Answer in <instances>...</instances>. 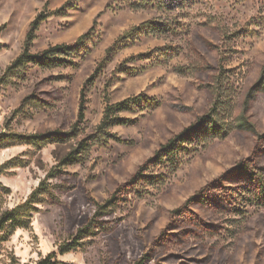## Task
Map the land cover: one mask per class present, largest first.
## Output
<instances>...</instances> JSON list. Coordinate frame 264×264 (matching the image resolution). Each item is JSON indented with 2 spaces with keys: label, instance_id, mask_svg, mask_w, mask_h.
I'll use <instances>...</instances> for the list:
<instances>
[{
  "label": "rangeland",
  "instance_id": "obj_1",
  "mask_svg": "<svg viewBox=\"0 0 264 264\" xmlns=\"http://www.w3.org/2000/svg\"><path fill=\"white\" fill-rule=\"evenodd\" d=\"M40 15L31 54L96 27L58 67L9 73ZM84 92L86 119L70 141L10 138L73 132ZM124 101L111 117L123 124L100 133L107 106ZM0 136V217L48 186L29 229L0 233V264H38L85 228L93 237L59 261L264 264V0H0ZM86 138L89 152L63 165ZM202 189L216 201L172 223Z\"/></svg>",
  "mask_w": 264,
  "mask_h": 264
},
{
  "label": "trees",
  "instance_id": "obj_2",
  "mask_svg": "<svg viewBox=\"0 0 264 264\" xmlns=\"http://www.w3.org/2000/svg\"><path fill=\"white\" fill-rule=\"evenodd\" d=\"M43 20V15H40L37 17V19L32 23L31 30L28 33L27 40L24 45V50L21 53V55L13 62V64L7 69L9 73H12L13 71L20 70L24 67H26L29 64L39 66L41 68H53L58 67L61 63H63L65 60L63 57L69 56L70 53L74 51H80L82 50L83 42L85 40L90 39V36L95 30V27H92L91 30L82 36L73 46L68 45H60L56 47H52L45 52H42L40 54H31V47L32 43L34 41V32L37 31L40 27V23ZM113 48L109 50L111 52ZM136 100H134L135 102ZM130 102L124 101L121 102L115 106H107L105 111V117L103 124L100 127V133L104 132L106 128L112 127L115 125H121L123 124L122 120L117 119L116 122L111 120V117L116 115L119 112L128 110L130 108ZM86 110H87V97L85 95V92L82 94L80 105H79V113H78V120L73 128V132L71 133H61V132H55L52 134H47L44 136H12L10 137L13 139V141H16L18 144H26V145H49V144H55V143H66L67 141H70L72 137H74V132H76L79 129V126L85 122L86 119ZM203 124L204 121H201V123L198 126H193L186 130L185 133L179 135L176 139L171 140L166 146H164L157 154L156 157L152 160H150L148 163H146L143 167L140 168L139 173L134 177V181L138 179V177H142L145 170L148 169L150 165H161L164 161V156H168L171 152H175L180 145L189 139L197 136V134L200 133L201 130H203ZM5 137L0 136V143H4ZM264 136H261L259 138V141L263 140ZM93 138H86L79 142L77 150H75L73 153L70 154L69 158L63 163V165H71L79 163L81 157L85 154H87L90 150V147L92 144ZM62 165V166H63ZM249 168H247L248 170ZM242 173L244 172V175H249L252 180H254L256 183H260V178L255 179V173L254 172H248L246 168L242 169ZM131 183H134L133 181ZM126 187V186H125ZM121 188L115 195L112 196L111 200L108 201V203H114V201H117L118 196L122 191H125L124 188ZM48 191V186H46V183L43 182L39 186L38 189H36L29 197V199L22 205L4 212V214L0 217V233L7 232L8 235H12L17 229L24 228L29 229L32 224V211L37 210L34 208L36 204H40V198ZM260 193L264 197V185L263 188H260ZM119 194V195H118ZM216 199H214L213 190L209 189H202L198 192V194L194 195L192 198H190L182 208L175 210L171 214L172 223H177L181 220H188L193 217L195 214L194 211H192V207L198 204H205V203H213ZM107 207V206H105ZM227 207V206H225ZM190 213V214H188ZM91 229V228H90ZM89 228L81 229L79 230L78 236L71 242H68L66 244H63L59 247V251L53 252L49 254L47 257L42 259L38 262V264H66L62 261H59L57 259L58 255L65 256L71 252H77L83 249L82 244H80L81 239H91L93 237V232H91ZM144 264V262L139 263Z\"/></svg>",
  "mask_w": 264,
  "mask_h": 264
}]
</instances>
